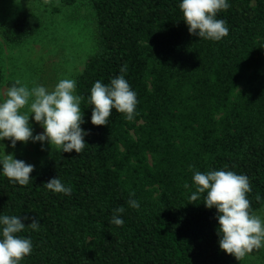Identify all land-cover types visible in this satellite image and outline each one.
I'll return each instance as SVG.
<instances>
[{"label":"trees","instance_id":"trees-1","mask_svg":"<svg viewBox=\"0 0 264 264\" xmlns=\"http://www.w3.org/2000/svg\"><path fill=\"white\" fill-rule=\"evenodd\" d=\"M86 1L96 48L75 77V94L85 98V148H55L25 186L0 168V216L40 224L18 234L33 245L20 264H243L220 250L216 209L202 203L205 194L190 197L194 171L223 169L246 175L251 209L264 208V0H227L216 18L229 33L219 41L189 34L182 0ZM40 26L23 11L0 33L18 45ZM125 64L137 114L128 121L113 109L108 125H92L93 83L110 84ZM56 177L71 194L45 187ZM118 207L122 227L111 222Z\"/></svg>","mask_w":264,"mask_h":264},{"label":"clouds","instance_id":"clouds-1","mask_svg":"<svg viewBox=\"0 0 264 264\" xmlns=\"http://www.w3.org/2000/svg\"><path fill=\"white\" fill-rule=\"evenodd\" d=\"M229 7L227 0H182L179 9L183 21L188 26L190 35L199 38L219 41L227 36L229 29L226 21L217 19V13ZM127 65L120 69L121 75L111 79L110 84L101 81L93 83L88 96V104L92 106L91 124L108 125V118L113 109L132 121L136 113L137 95L124 78ZM76 81L61 79L52 90L43 85L34 84L29 88L20 80L4 90L0 101V141L9 140L11 148L17 142L36 143L47 141L54 150L59 148L68 153L73 150L79 154L86 145L84 137L88 134L81 125L85 122L81 102L85 99L75 94ZM26 109V111H24ZM43 128L42 133L33 135L29 118ZM0 168L10 181L25 186L32 180L34 166L25 161L15 159L13 153L5 154V145L0 143ZM196 191L190 200L195 202L201 194H205L203 204L206 208L216 209L218 221L217 235L219 248L235 259L241 260L253 250L264 247V219L251 209L248 194L251 192L246 175L236 174L228 170H214L202 173L194 171L192 176ZM54 193L71 194V185L65 186L59 178H52L44 183ZM188 188L187 183L184 184ZM134 196V193H130ZM255 199L259 201L260 195ZM132 208L138 209L135 199L128 201ZM196 204V203H193ZM124 207L113 210L111 222L123 226L120 214ZM30 220L25 224L24 221ZM36 218L20 215L0 216V264H20L32 252V241L18 234L26 228L39 230Z\"/></svg>","mask_w":264,"mask_h":264},{"label":"rangeland","instance_id":"rangeland-1","mask_svg":"<svg viewBox=\"0 0 264 264\" xmlns=\"http://www.w3.org/2000/svg\"><path fill=\"white\" fill-rule=\"evenodd\" d=\"M23 11L36 14L41 26L34 36L18 45L5 43L0 33V62L4 71L0 101L4 90L11 87L9 83L16 80L29 88L39 84L49 90L61 79L75 80L87 56L96 48L94 14L86 0H77L72 6L62 5L60 0H0V31L7 20ZM29 123L33 135L43 132L31 116ZM0 143L5 145V154L13 153L15 159L34 167L53 151L47 141L19 142L14 149L5 140ZM256 214L264 219V208ZM243 264H264V247L247 254Z\"/></svg>","mask_w":264,"mask_h":264}]
</instances>
